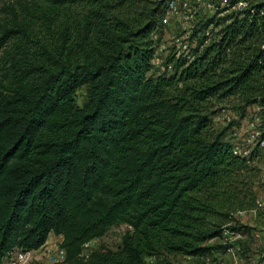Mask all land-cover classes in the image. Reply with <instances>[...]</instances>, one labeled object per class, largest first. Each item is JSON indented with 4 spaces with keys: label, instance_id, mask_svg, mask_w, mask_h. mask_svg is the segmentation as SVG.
<instances>
[{
    "label": "trees",
    "instance_id": "trees-1",
    "mask_svg": "<svg viewBox=\"0 0 264 264\" xmlns=\"http://www.w3.org/2000/svg\"><path fill=\"white\" fill-rule=\"evenodd\" d=\"M169 1L9 6L0 25V264L51 233L62 236V264H149L224 254L226 229L248 231L232 223L249 159L212 128V101L264 105V0L217 4L191 33L194 59L172 53V73L155 77ZM41 17L45 42L31 34ZM121 225V246L82 256Z\"/></svg>",
    "mask_w": 264,
    "mask_h": 264
},
{
    "label": "rangeland",
    "instance_id": "rangeland-1",
    "mask_svg": "<svg viewBox=\"0 0 264 264\" xmlns=\"http://www.w3.org/2000/svg\"><path fill=\"white\" fill-rule=\"evenodd\" d=\"M10 5H15L18 13H21L18 0H0V25L10 20ZM196 21L199 22L207 16H212L204 9L198 10ZM20 19L22 17L20 15ZM46 21L41 17L37 24L33 25L31 34L34 40H51V34L45 27ZM220 29V28H218ZM191 33H187L189 43L194 47L196 39H189ZM190 34V35H189ZM184 35L181 21L177 16H171L169 22L163 28L160 45L155 58V68L150 72L153 76H159L166 70V62L172 52L176 38ZM12 43V41H11ZM11 43L8 45L10 47ZM32 46V42L29 43ZM0 52V57L2 56ZM172 70V69H171ZM168 69V73H172ZM77 103L83 106L87 101V87L80 88L77 92ZM215 104V114L212 116L211 126L216 131L226 130L225 139L234 145H238L249 159V170L246 172V182L239 187L241 201L235 204L237 208L234 214L233 225L246 226L248 231L241 232V236L235 234L225 239L233 245H240L242 250L238 253L218 254L208 259L184 258L182 256H161L148 259L149 264H259L264 252V132L261 124L264 116V105H250L243 108L236 98H228L223 102L212 101ZM263 134V135H262ZM253 157V158H251ZM243 204V206L240 205ZM127 226H114L106 235L93 239L85 247V252H91L101 247L117 249L122 244V237ZM62 237L51 233L47 245L38 250L32 264H53L60 257ZM216 242V241H212Z\"/></svg>",
    "mask_w": 264,
    "mask_h": 264
},
{
    "label": "built area",
    "instance_id": "built-area-1",
    "mask_svg": "<svg viewBox=\"0 0 264 264\" xmlns=\"http://www.w3.org/2000/svg\"><path fill=\"white\" fill-rule=\"evenodd\" d=\"M217 4H219L221 7L227 6L229 5V0H170L169 1L168 12L164 19L165 24L169 22V19L171 18V16H177L180 19L181 27L184 30V35H181L178 38H176L175 44L172 47L173 49H172L171 54L174 53V57L176 59L181 58V57H185L188 60L194 59L195 55L192 51L193 46L187 40L188 37L184 38V36L187 35V33L193 32L194 28L196 27V24H197L196 19L199 13L198 10L204 9L210 14L216 13L218 9ZM237 5L245 6L246 3L240 2ZM235 7L236 6H234V8ZM212 27L213 25L209 26V28L205 32L206 35L208 36L211 35L210 29ZM156 55H157V52H156ZM156 55H155V58H156ZM155 58L153 60L154 65H155ZM172 67H173V63L170 62L167 68L171 70ZM234 151L235 153L239 155L245 156L243 155V151L240 149L238 145H234ZM233 234L237 236H241V232H236L230 229H226L224 232V238H223L224 242H227L228 240H225V239L232 237ZM88 245H89V242L85 243L84 245V249L82 252V256L84 257H88L89 254L92 252V251L88 253L85 252V247ZM38 250H40V248L37 250H25L21 248H16L4 259L3 264H32L34 263L35 259H38V257L35 256L36 253H39ZM241 250L242 248L240 247V245L235 246L232 244V246L228 248L226 253L227 254L234 253V252L238 253ZM59 255L60 257L58 258V260H56V262H54L53 264H62V262L65 260L66 251L64 248L60 249Z\"/></svg>",
    "mask_w": 264,
    "mask_h": 264
},
{
    "label": "crops",
    "instance_id": "crops-1",
    "mask_svg": "<svg viewBox=\"0 0 264 264\" xmlns=\"http://www.w3.org/2000/svg\"><path fill=\"white\" fill-rule=\"evenodd\" d=\"M61 237H62V236H61ZM45 245H47V242H46V244H45ZM45 245H44V246H45ZM42 247H43V246H42Z\"/></svg>",
    "mask_w": 264,
    "mask_h": 264
}]
</instances>
